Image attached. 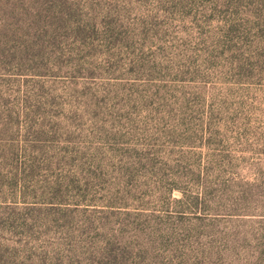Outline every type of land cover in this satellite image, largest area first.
Wrapping results in <instances>:
<instances>
[{"label":"rangeland","instance_id":"1","mask_svg":"<svg viewBox=\"0 0 264 264\" xmlns=\"http://www.w3.org/2000/svg\"><path fill=\"white\" fill-rule=\"evenodd\" d=\"M0 264H264V0H0Z\"/></svg>","mask_w":264,"mask_h":264}]
</instances>
